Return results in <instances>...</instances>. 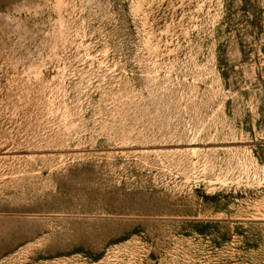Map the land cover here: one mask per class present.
Segmentation results:
<instances>
[{"label":"rangeland","instance_id":"obj_1","mask_svg":"<svg viewBox=\"0 0 264 264\" xmlns=\"http://www.w3.org/2000/svg\"><path fill=\"white\" fill-rule=\"evenodd\" d=\"M0 264H264V0H0Z\"/></svg>","mask_w":264,"mask_h":264}]
</instances>
